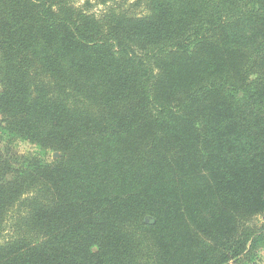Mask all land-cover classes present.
<instances>
[{
	"label": "trees",
	"instance_id": "16d2710c",
	"mask_svg": "<svg viewBox=\"0 0 264 264\" xmlns=\"http://www.w3.org/2000/svg\"><path fill=\"white\" fill-rule=\"evenodd\" d=\"M87 7L0 0V264H259L264 0Z\"/></svg>",
	"mask_w": 264,
	"mask_h": 264
},
{
	"label": "rangeland",
	"instance_id": "374dc122",
	"mask_svg": "<svg viewBox=\"0 0 264 264\" xmlns=\"http://www.w3.org/2000/svg\"><path fill=\"white\" fill-rule=\"evenodd\" d=\"M86 2H89V7L85 8L90 10L92 13L95 14H101L108 10H127L131 12L132 14L139 15L143 13L142 9H134L131 8V4L134 2V0H108L105 4H99L95 2L94 0H71V4L76 7L80 8L83 7ZM15 152L18 153V156H34L39 153V150L37 148H33L32 146L28 145L27 143H17L15 146ZM55 154V153H54ZM57 154V153H56ZM51 159L54 158L53 154L50 155ZM6 235L2 240H0V244L6 239ZM261 254V253H260ZM259 264H263V259L261 255V261Z\"/></svg>",
	"mask_w": 264,
	"mask_h": 264
},
{
	"label": "crops",
	"instance_id": "0c3cea01",
	"mask_svg": "<svg viewBox=\"0 0 264 264\" xmlns=\"http://www.w3.org/2000/svg\"><path fill=\"white\" fill-rule=\"evenodd\" d=\"M262 259H263V264H264V250L261 252Z\"/></svg>",
	"mask_w": 264,
	"mask_h": 264
},
{
	"label": "water",
	"instance_id": "95a60500",
	"mask_svg": "<svg viewBox=\"0 0 264 264\" xmlns=\"http://www.w3.org/2000/svg\"><path fill=\"white\" fill-rule=\"evenodd\" d=\"M53 156H54V158H58V154H56V153L53 154Z\"/></svg>",
	"mask_w": 264,
	"mask_h": 264
}]
</instances>
